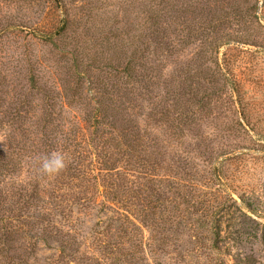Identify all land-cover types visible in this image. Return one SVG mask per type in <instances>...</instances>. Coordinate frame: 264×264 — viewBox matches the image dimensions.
Segmentation results:
<instances>
[{"label": "trees", "instance_id": "16d2710c", "mask_svg": "<svg viewBox=\"0 0 264 264\" xmlns=\"http://www.w3.org/2000/svg\"><path fill=\"white\" fill-rule=\"evenodd\" d=\"M50 1L68 12L64 0ZM230 1L187 0L175 22L183 28L175 26L172 34L161 2L137 0L131 46L113 43L90 60L81 48H69L67 17L55 31L33 34L50 47L52 64L24 51L23 64L9 74L13 80L0 76V107L9 102L0 111V264H40L39 252L54 250L52 244L56 253L44 264L142 262L146 242L134 215L149 228L147 242L157 255L175 246L169 237L183 234L188 212L209 224L217 208L237 203L226 190L219 200H198L205 185L197 166L182 164V153L169 151L153 132L164 129L179 142L198 140L205 121L232 141L241 133L264 134V114L246 86L258 78L234 53L238 47L264 52V0L260 13L258 1L247 0L242 16L240 5ZM191 40L199 43L193 65L165 77L175 49ZM230 45L238 47L221 59V49ZM253 60L250 67H256ZM222 97L234 109L227 127L212 108ZM223 146L199 142L195 149L207 185L227 178L224 162L247 155L237 143ZM52 152L65 154L67 166L46 175L40 158ZM88 220L94 223L85 232ZM207 229L217 238L215 228Z\"/></svg>", "mask_w": 264, "mask_h": 264}, {"label": "rangeland", "instance_id": "374dc122", "mask_svg": "<svg viewBox=\"0 0 264 264\" xmlns=\"http://www.w3.org/2000/svg\"><path fill=\"white\" fill-rule=\"evenodd\" d=\"M187 0H158L163 7V13L166 14V21L171 24L170 31L175 32V26L178 31L182 30L176 22V17L182 18L183 4ZM199 1V0H194ZM255 0H253L254 3ZM258 13L261 12L262 0H257ZM234 0L230 1L232 4ZM240 5L241 16L246 10L247 0H236ZM67 13L61 10L56 3L50 0H0V76H8L13 80L12 72H17L22 62V53L31 52L32 55L44 60L43 63L52 64L55 57L51 53L50 47L44 45L36 39L33 34H46L55 31L61 27L65 17L70 20L68 25V44L69 48H81L86 60H90L100 54L113 43L118 45H130L132 35L137 23V0H64ZM244 24V20L240 21ZM240 25L238 26V28ZM199 43L194 40L184 42L178 46L177 54L171 61L167 62V68L164 71L165 77L176 74V70L187 69L193 65V57L198 51ZM238 46L230 45L221 49L220 58L230 48ZM256 48L238 47L234 53L237 55L239 63L243 61V68L250 69L254 76H257V85L247 83L248 97L255 104L257 110L264 114V52H256ZM57 53H55L56 55ZM37 58H33L35 60ZM257 62L256 67L254 60ZM175 60L176 63H172ZM253 60V61H252ZM202 64V62H201ZM247 64V65H245ZM212 66V64L209 63ZM206 67V66H204ZM14 70V71H13ZM18 74H16L17 76ZM9 89H11L9 87ZM8 101L3 111L8 106ZM213 113L219 114L225 127L228 126L229 117L234 115L233 107L228 104L225 97L221 101L212 105ZM204 112V111H203ZM264 126V122H263ZM223 127V126H222ZM203 138L196 140L191 136H186L181 141L171 139L164 129H153L155 135L163 145L171 147L169 151L178 150L182 153L181 163H188L197 166L199 180L203 185L198 190V200H219L226 190L232 194L237 203L229 201L227 205L216 209V217L209 224L202 221L196 222L191 212L190 221H187L188 227L183 234H172L169 240L175 243L165 252L157 255L151 252L149 246V228L139 223V217L134 215L135 222L140 225L141 232L145 237L146 254L145 260L136 263L131 261L128 264H264V134L250 133L249 135L241 133L239 139H229L226 133L218 135L213 130V126L204 122L197 128ZM217 135V136H216ZM206 143L214 149H225L223 144L227 142L237 143V151L244 152L245 157L242 161L235 157L231 162H224V170L227 178L219 183L207 185L204 179L206 167L195 151L198 144ZM5 144V130H0V149ZM236 155H241L237 153ZM184 158L186 160H184ZM28 176L27 168L23 167L21 178ZM203 191V193H202ZM205 192H213L212 195L205 196ZM241 198L243 201H241ZM192 217V218H191ZM94 221L88 220L83 229L89 232ZM215 228L216 235H210L207 228ZM192 228V229H190ZM93 234V231L91 232ZM91 235H88L89 242ZM218 244L219 249H212L210 244ZM54 250L45 249L39 252L40 264H44V258L51 257L56 253L54 244L51 245ZM56 247V246H55ZM128 247V245H126ZM130 261V260H129Z\"/></svg>", "mask_w": 264, "mask_h": 264}, {"label": "clouds", "instance_id": "9594fccd", "mask_svg": "<svg viewBox=\"0 0 264 264\" xmlns=\"http://www.w3.org/2000/svg\"><path fill=\"white\" fill-rule=\"evenodd\" d=\"M67 166L65 154L52 152L40 158L39 170L46 175H54L61 172Z\"/></svg>", "mask_w": 264, "mask_h": 264}]
</instances>
